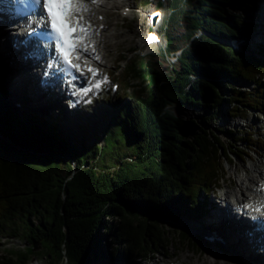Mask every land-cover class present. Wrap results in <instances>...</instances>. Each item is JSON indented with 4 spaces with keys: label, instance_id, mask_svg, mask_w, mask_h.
<instances>
[{
    "label": "trees",
    "instance_id": "16d2710c",
    "mask_svg": "<svg viewBox=\"0 0 264 264\" xmlns=\"http://www.w3.org/2000/svg\"><path fill=\"white\" fill-rule=\"evenodd\" d=\"M181 3L172 18L183 29L169 30L167 45L172 52L186 41L179 69L163 68L158 59L119 60L125 62L116 70L123 111L110 136L120 143L124 132L139 153H120L117 166L103 162L105 143L80 149L60 136L57 120L24 117L8 98L12 90L0 83V127L8 137L0 138V238L29 244L4 247L2 264H28L37 256L48 264L145 261L168 245L166 220L202 215L206 196L221 185V160L238 155L224 146L217 127L205 125L241 115L236 103L264 111V59L222 41L252 35L256 0ZM238 79L257 88L240 90ZM184 107L196 116H182ZM236 134L242 145L256 141L251 132ZM146 156L153 166L142 168Z\"/></svg>",
    "mask_w": 264,
    "mask_h": 264
},
{
    "label": "rangeland",
    "instance_id": "374dc122",
    "mask_svg": "<svg viewBox=\"0 0 264 264\" xmlns=\"http://www.w3.org/2000/svg\"><path fill=\"white\" fill-rule=\"evenodd\" d=\"M148 1H151L152 4H155L154 2L158 1V3L162 5V3H160V0H145L146 3ZM175 1L176 0H171L170 4L173 5ZM135 2L142 3L143 0H108L107 4L105 5H98L97 0H94V2L92 1L91 3L97 6V8H91L89 5L87 6L89 8V11L83 13L85 15L83 18H86L85 22L91 25L92 30L100 33V31L97 30L95 25L89 19L95 20V23H99L98 25L101 24V26L107 22L109 27H107L105 31L113 32L114 34L111 37V45L106 46L103 43L104 47L102 48L104 49V54L99 55L101 62L98 63L97 67L99 75H96L94 77L93 73L88 70L89 68H91V65L86 67L88 63L90 64L91 62H94L92 58H88L89 60L84 59L82 63L84 66L83 68L89 71L88 82H91L89 86L95 84L97 81L102 80L104 77H107V82L103 83L100 89H93V91L89 92L86 96L83 95L79 98L78 101L74 98L65 97L61 98V105L53 104L50 105L48 109L38 108L34 110L31 108L27 109V107L25 108V106L23 107L21 104L24 103H20V99L18 97L20 91H16L14 89L16 87L15 81L18 77V69L16 67H9V65L6 66V63L4 64L5 61H2V57L0 54V80L2 79L0 83L2 82V86L11 88L14 87L13 94L17 97L12 94L9 95L8 98L11 99L12 104L20 109V112L24 117L26 116V114H34V116L40 115L43 118L47 119L49 124L57 120V124H59L61 128L60 136H62V138L70 140L72 144L78 146L80 149H90L96 144L102 146L105 143L106 151L105 154L102 155V160L103 162L108 161L109 164H112L114 166L118 165L116 158L120 153L123 155L131 154L132 156H137L139 153V149L134 146L132 141L128 139L127 135L124 132H120L119 134L120 143L116 142V140H114V138L110 136L112 130L115 129L116 126H118V116H120V113H122L123 111V106L121 105L119 98L117 97L118 90L122 92L123 86L120 79L116 77V70L119 69V65L123 66L125 62H120L119 60L122 59L123 56H126L129 59H138L139 57H144L152 60L158 59L163 68L168 67L170 71L174 66L177 67V69L180 68V56L176 57V55L180 53L178 49H175L173 53L169 51V55H173V57L170 59L174 60L175 63L174 61H168L167 57H164V54H162V57L160 58H155L154 55H148V51L152 49V46L149 45V41L145 37L147 30L141 27V19L143 18L144 20H146V16L143 17L142 14H138L137 16H139V20L137 16L133 15L134 12L129 10L130 5L135 4ZM181 2L182 1L180 0L179 2H176L175 5L179 9L182 7ZM256 2L258 11L257 14L253 15L255 17L254 21L256 22V28L252 35L245 36L244 38L237 40L229 39L222 41L228 44L234 43L236 45L235 47L237 51L240 52H249V54H252V52L255 53L256 51L258 52V55L256 56L264 59V35L260 32L264 29V27L263 24H261L260 20H258V18L262 16V13L264 11V0H256ZM247 16L248 18L249 16L251 17L250 13H247ZM1 29L2 31H7V33H9L6 26L3 25ZM182 29L183 28L181 27V24H177L175 30L173 31L174 33L178 31L182 32ZM204 30V28H200V30L196 32V35L200 36ZM10 36L11 35L9 33V37ZM179 43V45H185L186 41L184 39L179 40ZM14 52L18 51L14 49ZM21 55H25V58H28L25 52H23ZM21 55L18 54V57H21ZM30 70L34 72L33 69ZM84 71L86 72V70ZM116 82L119 83L117 87L118 90H113L111 87ZM233 83L235 87L244 91H253L257 88V83L255 84L254 81L250 82L247 79H238ZM38 89V97L41 99V97L45 93L44 91H42V89L45 88H42L39 85ZM235 105L239 106V109H241V115L219 118L205 125L209 129L217 127L216 129L222 130H216V132L221 136V140L224 146L230 147L239 155L236 159L233 160L232 164L224 159L221 160L223 162L221 173L223 175L221 182L222 187H220L218 190L215 189L210 195L206 196V198H208L209 200L208 202L210 203L209 205L207 204V206L201 204L202 206L200 207L202 209V215L200 214L197 217L183 216L177 222L166 220L164 225L166 226L165 236L168 238V245L159 253L156 252L153 255L148 256L145 261L136 258V263L132 262L131 264H214L213 261L209 259V251L211 250H213L215 254L218 255L217 260L219 264H225V255L231 262H235L236 258L240 257L237 256L232 249H228L227 247L225 249L222 245L220 246L218 240L214 239V237H216V235L218 234L217 227H210V230L206 232L204 229H200L199 227H196L197 225L194 226L192 224L198 222H213L211 220H214V218H211L210 215H212L213 210L215 211L214 204H224V201L222 200V198H220L222 197V193L228 190V188L232 189L233 191H235V189L237 191L240 190V188L237 187L238 185L236 184L235 180L238 177L233 173L234 167L237 166L239 168V174L245 175V168L247 166H251L254 161L258 162L262 159V157H260L257 153L260 152L264 154V119H262L263 115L261 114V111H258V109L249 107L247 105L242 106L240 103H236ZM224 108L230 110L231 105L225 102ZM181 114H183L182 116L184 117L194 118L197 114V111H192L189 107H184L181 110ZM71 120H80L79 125L81 126L78 128L71 124L69 125V122H71ZM94 122H96V124H94ZM84 125H88L89 128L87 130L82 128L84 127ZM90 125L92 126L90 127ZM119 125L122 126L123 122L119 123ZM238 131H246L247 134H249L250 132L253 133L256 141H252L251 144L242 145L240 141L236 140V133ZM0 138H4L5 140H7L8 138L7 134L4 130H2L1 127ZM118 145L120 147L124 146V148L119 149ZM146 158L147 159L143 163H141L142 168L152 167V160L148 158V156H146ZM135 162L138 161L135 159ZM230 176H232L233 178V183H230ZM261 183L262 181H259L256 186L259 187ZM228 185H230V187H228ZM231 200L234 201V197H231ZM190 226L197 230H200V232L202 233L196 232V230L191 229ZM203 233H206V235ZM199 237L202 238L205 242L201 243L198 239ZM8 239L9 238H0V256L6 255L5 250H3L4 247H10L12 245H29L28 242L19 241L17 238H10L12 241L11 245V242L8 243ZM41 249V245L35 248L36 251H40ZM210 257L212 258L213 256L210 255ZM2 261L3 259L0 258V264H2ZM35 261H38L41 264H48L47 260L43 256H37L28 264H33ZM101 262L102 261L98 260L95 262V264H101ZM56 264L66 263L59 262ZM108 264L111 263L108 261Z\"/></svg>",
    "mask_w": 264,
    "mask_h": 264
},
{
    "label": "bare ground",
    "instance_id": "6f19581e",
    "mask_svg": "<svg viewBox=\"0 0 264 264\" xmlns=\"http://www.w3.org/2000/svg\"><path fill=\"white\" fill-rule=\"evenodd\" d=\"M92 1L94 2V0H83V2L87 6L89 5L91 8H97V6L91 3ZM107 2L108 0H97L98 5H105L107 4ZM82 15L83 17L85 16L84 14ZM9 16V13L5 10L0 11V54L2 57V61H5L4 64L6 63V66L9 65V67H16L18 69V77L16 75L17 80L15 81L16 87H8V89L12 90V94L14 93L13 88L16 91H20L21 95L19 94L18 97L20 99V103H24L21 105L23 107L25 106V108L27 107V109L31 108L34 110L38 108L48 109L49 106L53 104L61 105V98L65 97L74 98L78 101L79 98L83 96V92L78 91V87L91 84V82H88L89 71L81 67L83 66V60L92 58L94 62H91L90 64L88 63L86 67L91 65V68L97 69L98 63L101 62V59H96V57L104 54V49L102 48L104 47L103 43L106 46L111 45V37L114 33L105 31L106 28L109 27L108 23L106 22L101 26V24L98 25L99 23L96 24L95 20L89 19L95 25L97 30L100 31V33L92 30L91 37L85 41V43L89 45L88 51H81V59L76 61L80 65L78 72L81 84L76 83L72 88H69L67 83L62 82L61 84L63 86V90L61 92H57L56 90H54L53 86L49 84V82L46 84L43 83L44 69L41 72V68L45 67L43 59L41 57H36V55L33 54L34 52L30 51L27 47L24 48L20 43L21 41L18 42V39L20 38L12 36L15 34L20 35L22 33L19 30H16L17 28L15 30L13 29V31L8 28L7 22H10ZM85 19L86 18H83L82 23L87 24L85 22ZM258 20H260L261 24H263L264 27V11L262 13V16L258 18ZM3 25L7 27L8 32L10 33L12 38L11 36L9 37V33H7V31H2L1 28L3 27ZM260 32L264 35V29ZM93 47L95 48V51H92ZM14 49L18 52H14ZM23 52H25L28 58H25V55H21ZM18 54L21 55V57L19 56L21 59L18 57ZM30 69H33L34 72H32ZM84 70H86V72ZM39 85L42 88H45L42 89V91H44L45 93L41 97V99L38 97ZM14 96L17 97L16 95ZM96 122H94V124H96ZM70 124L78 128L81 126L79 125L80 120H71V122H69V125ZM91 126L92 125H90V127ZM82 128L87 130L89 127L88 125H84V127ZM257 154H259L262 159L258 162L254 161L251 166H247L245 168V175L239 174V168L237 166L234 167L233 173L238 177L235 180L236 184L238 185L237 187H239L240 190L237 191L235 189V191H233L232 189L228 188V190L222 193V197L220 198H222L224 204H214L215 211L213 210L212 215H210L211 218H214V220H211L213 222L192 223L194 226L197 225L196 227L204 229L206 232L210 230V227L218 228L217 235L219 236L216 235L214 239L218 240L220 246L222 245L225 249L226 247L228 249H232L237 256H240L236 258L235 262H231L225 255V264H264V233L258 231L257 223L251 221L249 218H245L242 215H239L242 209L241 205L244 206L242 202H246L255 196L253 194H255L256 190L258 189V186L256 185L259 183V181H262L261 186L264 185V154L260 152H258ZM230 178V183H233L232 176H230ZM228 187H230V185H228ZM248 192H250V194ZM231 197H234V201L231 200ZM257 202L258 203L254 205L255 209H257V207H259L260 205L262 207L264 206V200L261 201L259 198H257ZM191 229L196 230V232H200V230H197L193 227H191ZM262 233L263 235H261ZM203 234L206 235V233ZM210 255H212L213 257L211 258ZM209 259H211L214 264H219L217 260L218 255H216L213 250L209 251ZM33 264L41 263L35 261Z\"/></svg>",
    "mask_w": 264,
    "mask_h": 264
},
{
    "label": "snow or ice",
    "instance_id": "6c2138e0",
    "mask_svg": "<svg viewBox=\"0 0 264 264\" xmlns=\"http://www.w3.org/2000/svg\"><path fill=\"white\" fill-rule=\"evenodd\" d=\"M35 3L41 5V0H35ZM42 9L50 28V34L55 39L58 56L69 68L79 69L80 65L74 61L81 59V51H88L89 45L85 41L92 35L91 25L82 23V14L89 11L87 5L83 0H42ZM156 40L158 37L154 34L148 37L149 43ZM92 51H95L94 47ZM96 59H99V56ZM88 70L93 73L94 77L99 75L97 69L89 68ZM106 82L107 77H104L85 88L83 95L86 96L93 89H100Z\"/></svg>",
    "mask_w": 264,
    "mask_h": 264
},
{
    "label": "water",
    "instance_id": "95a60500",
    "mask_svg": "<svg viewBox=\"0 0 264 264\" xmlns=\"http://www.w3.org/2000/svg\"><path fill=\"white\" fill-rule=\"evenodd\" d=\"M36 248V247H35Z\"/></svg>",
    "mask_w": 264,
    "mask_h": 264
}]
</instances>
